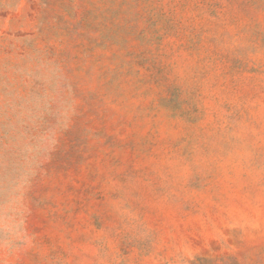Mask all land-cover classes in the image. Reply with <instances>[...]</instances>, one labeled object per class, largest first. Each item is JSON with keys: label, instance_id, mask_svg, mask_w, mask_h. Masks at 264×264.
<instances>
[{"label": "rangeland", "instance_id": "1", "mask_svg": "<svg viewBox=\"0 0 264 264\" xmlns=\"http://www.w3.org/2000/svg\"><path fill=\"white\" fill-rule=\"evenodd\" d=\"M0 264H264V0H0Z\"/></svg>", "mask_w": 264, "mask_h": 264}]
</instances>
